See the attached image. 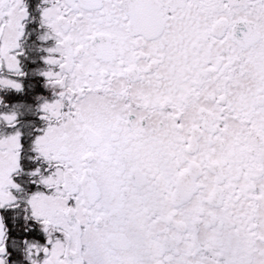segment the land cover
<instances>
[{
  "label": "snow or ice",
  "instance_id": "obj_1",
  "mask_svg": "<svg viewBox=\"0 0 264 264\" xmlns=\"http://www.w3.org/2000/svg\"><path fill=\"white\" fill-rule=\"evenodd\" d=\"M0 264H264V0H0Z\"/></svg>",
  "mask_w": 264,
  "mask_h": 264
}]
</instances>
